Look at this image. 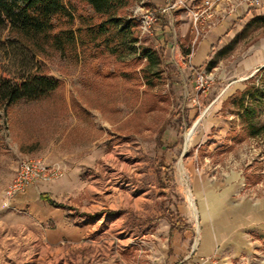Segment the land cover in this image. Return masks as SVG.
<instances>
[{"label": "rangeland", "instance_id": "obj_1", "mask_svg": "<svg viewBox=\"0 0 264 264\" xmlns=\"http://www.w3.org/2000/svg\"><path fill=\"white\" fill-rule=\"evenodd\" d=\"M149 3V0L136 3L129 9V16H142L144 11L140 9L152 7ZM250 9L254 10L252 15L258 13L257 8ZM253 17L239 24L235 36L217 45L206 65L195 72L180 66L178 53L167 51L170 60L165 62L163 50L156 47L155 25L153 35H142L140 30L143 45L163 55V63L151 70L153 74L161 71L156 87L140 97L121 81L96 75L92 62L71 63L53 53L32 59L20 48L14 49L18 60L25 58L27 67L35 69L42 62L44 69L59 78L62 85L39 101H21L9 109H0V223L14 222L20 216L16 209L5 205L4 191L24 160L41 159L47 165H59L64 177L74 166L69 164L70 159L102 151L103 164L84 167L89 182L100 178L97 187L102 196H106L110 187L122 196L131 197L132 193L136 196L150 190V203L164 204L172 229L186 224L178 213V205L189 206L190 199L196 202L193 176L185 164L187 159L193 160L200 187L207 182L222 184L233 172L243 174L246 187L264 183V139H248L233 145L228 135L238 117L226 115L222 110L230 97L258 82L259 72L264 69V27L244 31ZM8 30L9 27L0 29V46L5 45ZM192 30L195 39L201 37V34L197 37L193 24ZM180 62L190 63L188 58ZM211 62L215 67L209 71L207 65ZM111 69L114 70V64ZM200 71L210 80L205 89L196 90L195 77ZM247 174L260 177V181L248 185ZM69 207L73 212L77 210ZM117 213H130L134 221L137 219L136 214L126 210ZM74 215L79 217L80 213ZM148 222L154 225L156 217ZM199 232L198 226L195 241L200 240ZM5 238L0 226V264H35L37 247H20L23 254L19 258L15 255L19 245L15 240L4 245Z\"/></svg>", "mask_w": 264, "mask_h": 264}, {"label": "crops", "instance_id": "obj_2", "mask_svg": "<svg viewBox=\"0 0 264 264\" xmlns=\"http://www.w3.org/2000/svg\"><path fill=\"white\" fill-rule=\"evenodd\" d=\"M175 1H183L186 7L160 15L153 31L165 62L170 60L167 51L178 53L180 66L188 72L204 67L215 47L233 38L236 27L254 16L248 5L224 0L201 23V37L195 39L192 11L202 8L205 0H149V4ZM256 12L261 14L264 8ZM191 51L193 60L181 65ZM103 159L102 151L70 159L74 166L60 181L38 184L17 195L7 208L16 209L20 216L0 223L6 237L3 244L15 240L19 248L37 247L35 264H264V183L246 187L243 174L233 172L222 184L207 182L200 187L193 160L187 159L196 202L190 199L189 206L178 205L186 224L172 229L164 204L150 203V190L131 197L110 187L102 196L97 187L100 178L89 182L83 172L84 167L103 164ZM41 195L77 210L56 209ZM120 210L136 214L137 219L130 213L120 215ZM77 211L88 218L76 217ZM153 217L156 222L150 226ZM198 226L200 240L195 246ZM16 252L20 258L23 249Z\"/></svg>", "mask_w": 264, "mask_h": 264}, {"label": "trees", "instance_id": "obj_3", "mask_svg": "<svg viewBox=\"0 0 264 264\" xmlns=\"http://www.w3.org/2000/svg\"><path fill=\"white\" fill-rule=\"evenodd\" d=\"M140 1L0 0V29L9 27L5 45L0 46V109H9L21 101H39L62 85L42 62L33 69L27 67L25 58L18 60L13 52L18 48L32 59L53 53L71 63L92 62L96 75L121 81L139 97L148 94L161 73L153 74L151 70L163 63V55L143 45L140 23L129 16V9ZM257 27H264V12L254 15L244 31ZM214 67L212 62L207 65L209 71ZM258 76V82L250 83L223 104L226 115L238 117L228 135L233 145L264 139V69ZM246 180L251 186L260 177L247 174ZM41 199L66 212L73 210L47 195ZM79 216L88 218L85 214Z\"/></svg>", "mask_w": 264, "mask_h": 264}, {"label": "built area", "instance_id": "obj_4", "mask_svg": "<svg viewBox=\"0 0 264 264\" xmlns=\"http://www.w3.org/2000/svg\"><path fill=\"white\" fill-rule=\"evenodd\" d=\"M224 0H205L203 7L197 11H192L194 30L197 37L200 36V25L208 17H211L212 11ZM240 4H246L252 8H262L264 0H237ZM170 4V3H169ZM178 6H185L183 1H175L173 4L149 7L142 6L144 12L142 16L133 18L140 23L142 35L151 34L152 28L158 21L160 15L168 14ZM193 52L187 57L191 62ZM187 58L185 61H187ZM209 76L204 71H200L195 77L196 90H203L209 83ZM64 170L59 165H47L41 159L21 161L17 168V173L13 181L4 191L5 205L9 207L17 195L23 194L28 188L42 183H53L63 176ZM196 240L194 245L196 246Z\"/></svg>", "mask_w": 264, "mask_h": 264}]
</instances>
